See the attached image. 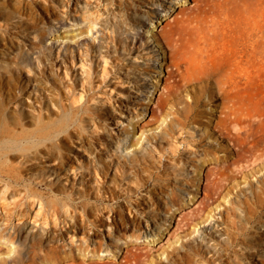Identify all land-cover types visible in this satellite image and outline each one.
<instances>
[{
  "label": "rangeland",
  "instance_id": "rangeland-1",
  "mask_svg": "<svg viewBox=\"0 0 264 264\" xmlns=\"http://www.w3.org/2000/svg\"><path fill=\"white\" fill-rule=\"evenodd\" d=\"M220 1L0 0V100L9 127L20 129V124L15 126L20 114L27 130L34 129L39 117L55 124L64 121L69 131L54 130L55 139L66 137L57 139L61 148L52 154L45 148V156L34 168L39 179L67 187L84 184L92 190L106 180L108 185H129L137 191L117 195L108 203L122 206L127 224L115 232L113 241L107 239L110 228L97 227V239L111 244L108 250L105 246L99 255L90 251L83 258L75 248L80 233L65 241L56 239L57 244H66L65 251L71 246L76 250L78 264L119 262L126 250L149 252L146 262L140 258L129 264H264V207L254 204V195L264 188V156L255 162L248 156V161L234 166V172L221 174L223 187L208 199L207 168L220 161L206 162L198 169L191 155L198 151L203 156L207 143L227 144L234 154L238 145L223 141L214 126L222 103L215 97V78L205 86L196 73L183 67L177 71L171 63L176 56L163 35V29L175 24L174 16L190 12L193 6L197 8L192 11H199L203 2L218 8ZM195 96L201 99L196 107L200 121L191 116L181 123L177 111ZM170 124L173 132H165ZM251 127L258 136L257 147L262 148L264 123ZM145 154L151 164L147 160L143 170H136L140 163L136 159ZM17 161L10 160L14 165ZM177 161L185 163L179 172L173 170ZM120 162L125 163L124 169ZM69 165L74 168L67 170ZM159 182L169 194L156 189ZM35 189L43 203L36 198L25 218L12 212L20 208L19 197L8 199L7 192L0 198V215L1 208L12 215L0 221V264H12L24 244L53 225L49 220L42 222L49 213L45 203L55 199L57 192L43 183ZM111 217V212H105L103 224ZM133 231L141 233L137 242H132ZM236 232V241L224 249L221 243ZM18 236L21 239L16 240ZM187 253L193 256L192 262L186 259ZM61 260L55 252L47 264ZM24 264L45 263L35 256Z\"/></svg>",
  "mask_w": 264,
  "mask_h": 264
},
{
  "label": "bare ground",
  "instance_id": "bare-ground-1",
  "mask_svg": "<svg viewBox=\"0 0 264 264\" xmlns=\"http://www.w3.org/2000/svg\"><path fill=\"white\" fill-rule=\"evenodd\" d=\"M194 7L192 8L195 10L197 7ZM192 8L190 12H184L181 16H174L175 24L170 28L163 29V35L168 38L167 43L172 47L171 50L176 56L175 59L171 60V63L177 71L183 67L182 69L186 72L196 73L197 78L204 82L205 86L213 77L215 78V84L218 88L215 97L220 98L222 103L220 105V115L214 126L223 141L233 140L234 144L238 145V149L234 154L227 144L220 142L219 145L214 146L207 143L202 150L203 156H200L198 151L191 155L192 162L198 163L196 166L198 169L206 162L210 164L212 161H220L216 166L207 168L206 175L209 182L204 189H207L210 193L209 199L214 198L213 195L223 187L221 174H229V171L234 172V166L243 160L248 161V156L254 162L264 156V146L262 148L257 147L258 136L251 127L256 122L264 123V0H222L218 3V8L214 7L215 10L211 9L208 3L203 2L198 8L199 11H192ZM200 100V96H195L192 102L183 105L177 111L181 123H186L191 116H193L195 122L200 121L196 118L198 117L196 107ZM3 109L4 106L0 100V198H2V194L6 197L7 192L9 195L6 198L8 199L19 197L21 201L20 208H13L12 212L14 211L15 215L25 218L36 198L39 204L42 205L43 203L42 195L35 189L36 185L43 183L49 190L57 192L55 199L45 203V206H48L49 213L48 219H43L42 223L47 224L48 220L52 221L51 229L42 231L40 237L35 238L33 242H30L31 244L29 243L30 245L24 244L18 250L12 264H24L28 258L34 259L35 256L41 257L42 261L47 264L49 255L55 252L59 253L62 258L57 264H78L79 259L75 253L76 250L74 251L71 246L65 251L66 244L64 242L57 244L56 239L59 237L65 241L67 236H78L79 233V242H76L75 248L80 255H83V258L88 257L87 254L90 251L92 255H95L105 246L108 250L111 244L103 241L102 238L97 239V227L106 226L110 228L107 239L113 241L115 232L127 226L126 220L121 214L122 206H108V203L110 200L115 199L117 195L131 196L137 191L129 185L125 187L116 184L108 185L106 180L95 190H92V187H87L84 184L79 187L74 184L67 187L56 184L55 181L46 182L44 178L39 179L40 175L36 174L34 168L39 165L42 157L45 156V148L47 154H52L57 148H61L57 139L59 138L62 141L65 134L55 139V133L53 132L59 130V132L66 131L68 133L69 131L63 127L66 122L60 121L55 124L38 117L35 120L34 129L27 130L21 121L24 117L19 114L15 124V126L20 124V129L17 131V128L9 127L10 122L8 118L5 119ZM64 119L66 120L67 117H64ZM165 132H173L172 124ZM166 140H168L167 136ZM221 151H224L223 156L219 154ZM12 158L18 160L17 165L10 162ZM147 160L151 164V160L146 154L137 158L136 161H140V163L137 165L136 170H143V163H147ZM58 162L62 163L63 161L58 160ZM180 162L177 161L176 165H180ZM120 165L123 169L126 166L125 163L121 162ZM176 165L173 170L179 172L185 163L183 162V165L180 166ZM73 168L74 166L71 165L66 167L67 170ZM152 173L153 170L148 172L150 176ZM211 175H213V178L210 177ZM23 176H26V179L30 181L24 184L23 182L26 179ZM136 183L139 185L138 180H136ZM164 186L163 183L159 182L156 189L159 192L169 194ZM149 192L151 193V191ZM260 192L264 193V188ZM260 192L254 195V204L255 207L263 209L264 196H261ZM171 194H174L173 191ZM89 197H93L94 200L89 201ZM144 198L145 196H142V199ZM142 199L141 201H144ZM22 204L26 208H23ZM140 210L143 211V207H140ZM4 211L1 208L0 221L2 222H6L8 216H12L11 213L6 214ZM105 212H111L112 214L111 221L108 224H103ZM193 216L194 214L189 218L193 220ZM208 217L209 215L204 217V220ZM91 229L92 233L90 234ZM14 232L16 234L19 232L16 225H14ZM52 235L53 238H51ZM122 235H126L125 232ZM237 235L238 232L229 233L227 239L221 243L222 247L224 249L228 248L230 243L236 241ZM131 236L134 237L132 242H137L138 238L141 237V233L133 231ZM7 238L9 241H13L11 235ZM2 239L3 233L0 230V241ZM17 239L21 238L18 236ZM10 250L8 248L7 252ZM61 252H64V254L61 255ZM197 254L201 253L197 252ZM116 256L114 253L112 257ZM148 257V250L139 254L126 250L123 259L119 262L104 260L102 264H129L131 261L137 262L140 258H143L142 261L146 262ZM186 259L192 262L193 256L187 253ZM88 261L87 264H99L96 260ZM79 263L85 264L84 261Z\"/></svg>",
  "mask_w": 264,
  "mask_h": 264
}]
</instances>
